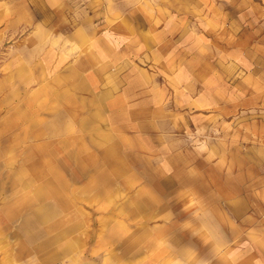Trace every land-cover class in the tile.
Listing matches in <instances>:
<instances>
[{
	"label": "rangeland",
	"instance_id": "1",
	"mask_svg": "<svg viewBox=\"0 0 264 264\" xmlns=\"http://www.w3.org/2000/svg\"><path fill=\"white\" fill-rule=\"evenodd\" d=\"M214 9L222 13L223 29L233 19L238 27L247 22L256 35L264 34V0H0V65L6 55L28 51L35 41L83 37L93 41L95 28L82 25L93 17L103 18L104 13L124 14L130 29L121 52L125 66L139 54L136 44L148 41L149 31L157 44L156 56L165 57L167 17H173L175 27L184 18L187 27L196 29L209 24V12ZM245 9L251 15L241 14ZM75 49L77 55L85 50ZM162 66L159 64L158 71ZM41 84L36 83L25 94L34 93ZM233 98L238 113L230 122L225 118L227 123L222 118L216 139L222 141V148L234 149L238 159L154 160L136 151H121L126 161L134 164L129 169L138 167L141 174L129 184L128 176H111L107 186L96 184L97 177L91 174L95 170L81 161L87 153L96 157L102 152L89 123L73 127V110L59 113L61 124L56 130L51 111L22 112L24 117H19L17 124L8 125L11 109L1 110L0 260L11 252L13 264H224L219 258L231 248L238 253L237 262L245 249H254L258 259L262 253L258 250L264 249V95ZM222 103H229V98L222 97ZM130 114L143 117L142 112L126 113ZM44 116L46 125L39 126ZM180 119L186 118L175 117L177 122ZM209 130L212 133L213 129ZM126 133L125 142L141 140ZM196 162L194 173L188 166ZM51 165L60 169L69 198L77 194L76 201L72 196L60 203L54 196L65 200L61 192L67 186L62 181L60 187L53 185L49 190L54 195L42 190L56 181ZM22 169L28 175H20ZM173 171L172 176L169 173ZM87 194L91 197L88 201L83 198ZM43 209L51 210V216L44 218ZM103 220V231L111 232L110 238L104 241L106 251L92 257L93 249L100 247L96 236ZM113 233L119 238L112 237ZM73 235L84 237L74 248ZM214 235L221 239H209Z\"/></svg>",
	"mask_w": 264,
	"mask_h": 264
},
{
	"label": "crops",
	"instance_id": "2",
	"mask_svg": "<svg viewBox=\"0 0 264 264\" xmlns=\"http://www.w3.org/2000/svg\"><path fill=\"white\" fill-rule=\"evenodd\" d=\"M241 12L244 16L251 15L248 9ZM221 14L216 9L210 11L209 24L196 29L187 27L184 18L175 27L173 17H167L166 56H156L154 48L157 44L149 31L148 41L140 40L136 44L139 54L130 59L129 67L125 66L126 58L121 52L127 45L125 33L130 29L124 14L119 13H104L103 18L93 17L82 25V28H95L93 41L84 37L68 41L53 38L49 42H33L28 51L21 49L6 55V61L0 65V111L10 108L12 114L7 117L6 124H17L19 117H24L22 112L48 110L54 114L52 124L56 130L61 124L59 113L63 109L73 110V127L81 126L79 122L84 121L96 132L94 139L102 153L96 157L87 153L81 161L95 170L91 174L97 177L95 183L102 186L109 185L111 176H128V183L124 182L129 184L141 174L138 167L134 171L129 169L128 166L134 164L122 155L121 151L126 150L154 160L238 159L234 149L222 148V141L216 139V129L220 132L222 118L227 123L225 118H230V122L232 115L238 113L239 105L233 97L264 95V34L256 35L247 27V22L238 27L237 20L233 19L228 28L223 29ZM77 47L85 49L81 55H77ZM159 64H164L161 71H158ZM39 82H43L41 88L30 95L25 94ZM222 97H228L229 103L223 105ZM244 106L253 108L241 104ZM130 111L142 112L143 117L127 116ZM179 115L186 119L177 122L175 117ZM45 122L44 116L38 125L45 126ZM69 123L71 129L72 122ZM126 132L141 140L125 142L123 135ZM188 167H192L194 173L198 170L197 162ZM50 170L56 181L42 190L53 194L49 191L51 187H60L62 181L67 186L61 192L65 200L62 202L59 196L53 195L60 203H65L69 198V187L61 178L59 168L51 165ZM169 174L173 176L175 172ZM20 175L28 174L22 169ZM110 189L103 190L109 192ZM215 190H221V187H215ZM72 196L73 201L78 199L77 194H72L69 199ZM25 198L22 201L25 202ZM83 198L91 199L89 194ZM41 213L46 218L52 211L43 209ZM104 226L105 220L102 230L97 233L99 237L96 236L101 242L100 247L93 249L92 257L106 251L104 241L110 238L111 232H104ZM112 237L119 238L118 234ZM82 238L83 235H73V248ZM209 239L221 238L214 235ZM229 251L225 256L221 255V263L224 260V264H264V249L258 250L262 252L258 253V259L254 258V249H245L240 262L236 259L237 251L232 248ZM14 261L13 254L7 252L0 264H13ZM214 264L218 263L215 261Z\"/></svg>",
	"mask_w": 264,
	"mask_h": 264
}]
</instances>
